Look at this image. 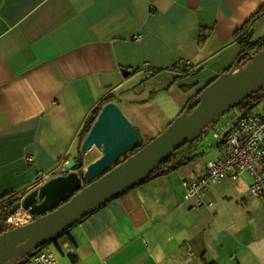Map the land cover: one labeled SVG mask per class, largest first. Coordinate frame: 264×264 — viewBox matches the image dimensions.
I'll return each mask as SVG.
<instances>
[{"label":"crops","instance_id":"crops-1","mask_svg":"<svg viewBox=\"0 0 264 264\" xmlns=\"http://www.w3.org/2000/svg\"><path fill=\"white\" fill-rule=\"evenodd\" d=\"M263 4L0 0V197L22 198L43 172L49 180L78 161L81 131L108 93L106 105L118 104L143 141L155 138L233 68L237 31ZM254 29L264 36V18ZM194 151L193 160L110 200L47 246L61 264H206L205 256L264 264V195H251L245 174L212 184L200 205L186 199L185 181L221 155L207 137Z\"/></svg>","mask_w":264,"mask_h":264},{"label":"water","instance_id":"water-1","mask_svg":"<svg viewBox=\"0 0 264 264\" xmlns=\"http://www.w3.org/2000/svg\"><path fill=\"white\" fill-rule=\"evenodd\" d=\"M262 88L264 50L252 55L251 62L241 67L237 62L220 75L142 147L140 131L122 108L116 103L106 105L81 146L79 160L72 158L60 174L13 205L11 212L24 208L34 218L0 235V264L49 244L110 200L146 181L179 148Z\"/></svg>","mask_w":264,"mask_h":264},{"label":"built area","instance_id":"built-area-1","mask_svg":"<svg viewBox=\"0 0 264 264\" xmlns=\"http://www.w3.org/2000/svg\"><path fill=\"white\" fill-rule=\"evenodd\" d=\"M141 35L136 38L139 39ZM264 103V102H263ZM213 130L216 137L215 145L221 155L208 163L205 175L195 181H185V198H197L199 205L210 186L225 178L238 179L250 174L253 182L250 186L252 196L264 195V106L261 111L241 115L225 114L220 117ZM33 160L32 156L28 157ZM41 184L47 181L48 173L43 172ZM12 203H0V214L11 212ZM34 216L26 209L20 208L11 212L7 222L13 226L28 223ZM194 252H190L192 259ZM18 264H61L60 258L47 245L32 252Z\"/></svg>","mask_w":264,"mask_h":264},{"label":"trees","instance_id":"trees-1","mask_svg":"<svg viewBox=\"0 0 264 264\" xmlns=\"http://www.w3.org/2000/svg\"><path fill=\"white\" fill-rule=\"evenodd\" d=\"M262 18H264V4L237 31V39H238V42L241 46V53H240V55L238 57V61H237L239 67L251 62L252 61V55H255L259 51L264 50V36L256 38L255 37V29H254L255 23ZM208 36H209V32L207 33V31H206V33L203 35V41L207 40ZM229 71H227V72H229ZM217 78H215L209 84L214 82ZM206 87L203 88L202 91H200V92L202 93L206 89ZM197 98L198 97H196V99ZM113 99H114V95L111 93H108L105 96H103V98L99 101V103L93 108L92 113L89 116L87 123L85 124L84 129L81 131L80 143L83 144L86 136L88 135L89 131L91 130V128H92L94 122L96 121L97 117L99 116L101 110L106 106V104L108 102H110ZM196 99H194V101ZM262 102H264V88H262L260 91H258L256 93L252 94L249 98L245 99L243 102H241L239 105H237L232 110L236 109L235 110L236 112L237 111L240 112V114H238V115L246 114L249 112H253L254 109L258 105H260V103H262ZM184 110L180 113V115L183 114ZM192 110H193V108H191L188 112L190 113ZM234 115H237V114H234ZM218 120H220V118H218ZM218 120H216L213 124H211V126H214V124ZM206 129L203 131V133L197 139H195V140L187 143L186 145L182 146L181 148H179L170 158H168L165 162H163L159 166V168H157L156 171L154 173H152L151 176L146 181H148L152 178L158 177L160 175L169 174L172 171L179 168L181 165L193 160L197 155L194 151L195 144L201 137H203ZM152 139H150L146 142L143 141L144 143L140 147H142L143 145H145L146 143H148ZM140 147L136 148L134 150V152L139 150ZM146 181H144V182H146ZM20 199H21V196L14 194L13 192H10V193L0 197V203L8 201V202L12 203V205H14ZM10 213H11L10 211H7L3 214H0V235L2 233H4L5 231H8V230L12 229L13 227H15V226H13L7 222V217ZM32 252L33 251H30V252H27V253L20 255L18 257L17 261L14 263L9 261L6 264H18L20 261L24 260L30 254H32ZM205 261H206V264H215V261L209 260L206 256H205Z\"/></svg>","mask_w":264,"mask_h":264},{"label":"rangeland","instance_id":"rangeland-1","mask_svg":"<svg viewBox=\"0 0 264 264\" xmlns=\"http://www.w3.org/2000/svg\"><path fill=\"white\" fill-rule=\"evenodd\" d=\"M235 110H231V111H229L226 114H231L232 115V113H236ZM203 137H207V138H209V140H213V143H216V137H215V133H214V130H213V126L210 125L209 127H207V129H206L205 134L203 135ZM18 257L19 256H17L14 259H12L11 262L12 263L16 262L17 259H18Z\"/></svg>","mask_w":264,"mask_h":264},{"label":"flooded vegetation","instance_id":"flooded-vegetation-1","mask_svg":"<svg viewBox=\"0 0 264 264\" xmlns=\"http://www.w3.org/2000/svg\"><path fill=\"white\" fill-rule=\"evenodd\" d=\"M218 120V119H217Z\"/></svg>","mask_w":264,"mask_h":264}]
</instances>
